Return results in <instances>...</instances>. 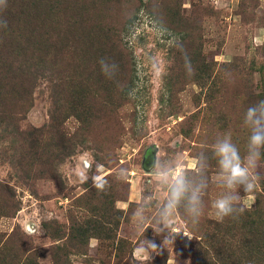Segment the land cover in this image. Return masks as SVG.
I'll return each mask as SVG.
<instances>
[{"label":"rangeland","instance_id":"1","mask_svg":"<svg viewBox=\"0 0 264 264\" xmlns=\"http://www.w3.org/2000/svg\"><path fill=\"white\" fill-rule=\"evenodd\" d=\"M69 1L6 0L0 85L11 67L47 52L56 20L69 35L82 33L66 26L75 20L91 26L89 37L110 26L130 71L73 43L58 52L55 98L37 76L0 115V264H264V225L249 224L260 194L264 218V154L256 187L239 192L243 213L220 222L212 208L227 194L214 145L230 136L243 156L245 111L264 100V0H84L76 13ZM178 173L190 190L206 183L204 212L191 223L182 200L170 234L162 211ZM93 176L108 181L105 191Z\"/></svg>","mask_w":264,"mask_h":264},{"label":"clouds","instance_id":"2","mask_svg":"<svg viewBox=\"0 0 264 264\" xmlns=\"http://www.w3.org/2000/svg\"><path fill=\"white\" fill-rule=\"evenodd\" d=\"M6 0H0V8L6 7ZM0 26L7 27V21L0 22ZM182 50V46H181ZM187 56V54L185 53ZM102 72L111 78L115 72L109 73V63L105 58L99 60ZM111 68L116 70L115 63L110 64ZM186 72L189 75L194 73L190 59L187 57L185 63ZM243 122L249 128V135L245 154L242 156L240 150L232 142L230 136H225L218 140L214 145V155L217 158L216 163L219 168L218 183L227 190L226 195L218 197L213 203L212 208L215 210V217L218 221L223 222L226 217L237 218L243 213L244 208L240 206V194L242 190L250 193L256 187L255 169L264 154V100L246 109ZM161 182L168 183L169 175L167 173L160 174ZM87 179V177H82ZM93 186L100 192L105 191V185L108 183L106 179L93 176ZM206 187V183L189 189L188 182L184 175L176 174L171 178L169 184V196L163 207L162 217L164 228L170 229V234H176L178 229L174 226L175 221L172 219L173 210H179L182 200L187 201L186 212L190 217V222L198 223L203 215L204 209L201 206V190ZM25 232L31 234L28 228ZM185 235H187L185 233ZM167 239V238H166ZM189 239H191L189 237ZM152 248L156 249L157 245L152 244Z\"/></svg>","mask_w":264,"mask_h":264},{"label":"trees","instance_id":"3","mask_svg":"<svg viewBox=\"0 0 264 264\" xmlns=\"http://www.w3.org/2000/svg\"><path fill=\"white\" fill-rule=\"evenodd\" d=\"M68 1V0H67ZM96 0H92V3H95ZM108 1V0H106ZM71 4L68 6L66 5L68 11L71 9L74 10V12L79 8V4L84 2V0H71L69 3ZM71 6V8H70ZM69 7V8H68ZM67 11H65V14ZM76 13V12H75ZM64 14V15H65ZM81 21L75 22H67L66 26H72L75 25V28H81L82 33L69 35L65 34L61 31V23L56 20L55 22H51L49 24L50 26V34L46 36L45 38V45L47 52L39 58L38 62L29 61L32 60V58H29L27 61H24L22 66H13L11 67L10 72L7 78L4 80V83L0 85V115H4L5 108L10 104L11 101L18 102L23 101L24 97L27 96L29 88L31 87V82L35 80L37 76L45 77L49 81L52 82V92L53 97L55 98L56 91L57 90V83L58 80L61 79L58 64L59 56L58 52H61V50L66 46H73V43H78L77 48H80L81 50H91L96 53L100 54H113L116 56L118 60H115V63L119 70L127 71L129 73V58L127 57L126 49L121 43V39L115 34L110 33V26H106V32H103L99 35V37L96 36H87L85 35V30L90 29L91 26H82ZM69 35V36H67ZM60 49V50H59ZM55 52V53H54ZM91 58H89L88 61H90ZM108 62V61H107ZM18 63V60H17ZM111 63V64H112ZM95 64V62H94ZM21 65V64H19ZM87 75L82 77L78 82L83 83L84 81H88L90 74H92V71L89 73H86ZM91 77H96L95 75ZM2 78V77H1ZM3 79V78H2ZM59 84V83H58ZM75 94H77L76 91H74ZM83 96V94H81ZM57 100V99H56ZM55 100V102H56ZM54 109L51 111V118H54ZM83 116L87 117V111H83ZM75 148L72 146L67 154H71ZM262 199L263 195L260 194L256 197V206L255 209L252 211L255 215V218L252 220H249V224L252 226H262L264 225V218L260 217L262 214L260 211V206L262 205ZM11 206L15 207V200H11ZM262 208V206H261Z\"/></svg>","mask_w":264,"mask_h":264}]
</instances>
